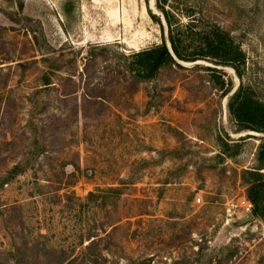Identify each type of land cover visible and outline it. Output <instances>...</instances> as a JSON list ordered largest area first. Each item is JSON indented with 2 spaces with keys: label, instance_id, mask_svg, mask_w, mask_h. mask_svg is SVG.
Segmentation results:
<instances>
[{
  "label": "rangeland",
  "instance_id": "rangeland-1",
  "mask_svg": "<svg viewBox=\"0 0 264 264\" xmlns=\"http://www.w3.org/2000/svg\"><path fill=\"white\" fill-rule=\"evenodd\" d=\"M187 1L242 79L208 58L138 78L128 55L172 52L155 0H0V264H264L239 204L264 199V133L227 108L241 81L264 102V0Z\"/></svg>",
  "mask_w": 264,
  "mask_h": 264
},
{
  "label": "trees",
  "instance_id": "trees-1",
  "mask_svg": "<svg viewBox=\"0 0 264 264\" xmlns=\"http://www.w3.org/2000/svg\"><path fill=\"white\" fill-rule=\"evenodd\" d=\"M157 9L163 15L167 40L170 43L171 50L167 48L165 39L162 44L153 47L134 51L131 56L132 63L130 68L135 75L142 79H151L164 66H181L178 61H195L197 59H210L215 65L230 66L242 79V65L244 64V52L239 43L225 30L214 23L208 22L203 17H198L196 5L187 0L172 2V0H155ZM152 17H156L153 14ZM182 18H185L184 21ZM212 71H218L216 67H209ZM227 108L233 119L239 123L241 129L255 130L264 133V102L256 98L254 92L242 81L232 92L228 99ZM20 167L15 165L14 173H18ZM21 172V171H20ZM8 183L10 179H6ZM256 184L253 185L248 200L254 203V213L264 215V199L260 201L256 197ZM102 198L101 189L96 192H89L87 201ZM262 204V205H261ZM93 237L97 235H91ZM89 236L88 238L91 239ZM88 239V240H89ZM94 240V239H93ZM90 240L84 247L90 248ZM83 241L71 243V247L82 246ZM44 247H46L44 245ZM83 261L90 264H98L93 254L90 253L86 258L83 255ZM38 259L29 261L25 258V264H36ZM70 260L65 255L56 257V264H68Z\"/></svg>",
  "mask_w": 264,
  "mask_h": 264
},
{
  "label": "built area",
  "instance_id": "built-area-1",
  "mask_svg": "<svg viewBox=\"0 0 264 264\" xmlns=\"http://www.w3.org/2000/svg\"><path fill=\"white\" fill-rule=\"evenodd\" d=\"M200 200H201L200 197H198L197 199H195V201H197V202H199ZM239 204L246 211H249L250 212L252 210V204H251V202L247 198H242L240 200V203Z\"/></svg>",
  "mask_w": 264,
  "mask_h": 264
}]
</instances>
